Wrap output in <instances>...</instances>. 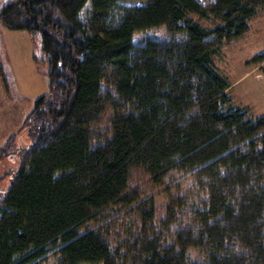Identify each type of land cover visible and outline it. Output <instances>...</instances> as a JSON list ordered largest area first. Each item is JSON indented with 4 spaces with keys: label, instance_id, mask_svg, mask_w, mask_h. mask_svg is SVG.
Returning a JSON list of instances; mask_svg holds the SVG:
<instances>
[{
    "label": "trees",
    "instance_id": "trees-1",
    "mask_svg": "<svg viewBox=\"0 0 264 264\" xmlns=\"http://www.w3.org/2000/svg\"><path fill=\"white\" fill-rule=\"evenodd\" d=\"M124 1L0 8L49 75L1 145L18 165L0 195V264H264V116L231 103L214 63L264 0ZM162 26L172 37L134 42Z\"/></svg>",
    "mask_w": 264,
    "mask_h": 264
},
{
    "label": "rangeland",
    "instance_id": "rangeland-1",
    "mask_svg": "<svg viewBox=\"0 0 264 264\" xmlns=\"http://www.w3.org/2000/svg\"><path fill=\"white\" fill-rule=\"evenodd\" d=\"M4 1L0 0V8ZM136 2L134 0L124 1L126 4H135ZM194 17L205 25H212L210 20ZM0 36L3 37L7 46L3 50L0 49V54H8V62H6L9 67L7 68L6 64L4 70L11 83L10 97L5 93H0L1 153V145L6 137L18 131L21 126L23 111L26 107L28 108L26 112L30 111L34 100L48 92L49 75L48 62L45 59H40L44 56L33 44L28 32L7 29L0 22ZM147 37L164 40L172 36L169 30L162 26L137 31L133 35V40L135 43H141ZM34 54L39 57V61L35 60ZM262 54H264V13L250 20L249 30L243 37L226 43L222 50L214 56L217 70L227 78L230 84L228 94L232 99L231 103L236 107L246 109L254 117L264 116V62L252 63L256 57ZM13 97L18 98L19 101L15 102L22 106L14 105L10 100ZM23 139L26 144V137L23 136ZM6 151V156L1 157L2 154H0V189L2 190L0 195L5 194L9 189L13 172L18 165V155L15 154L17 150L7 148ZM7 171L10 173L4 177ZM167 204L168 201L164 195L157 197L156 205L159 216L162 215ZM46 264H59L58 256L51 255Z\"/></svg>",
    "mask_w": 264,
    "mask_h": 264
},
{
    "label": "crops",
    "instance_id": "crops-1",
    "mask_svg": "<svg viewBox=\"0 0 264 264\" xmlns=\"http://www.w3.org/2000/svg\"><path fill=\"white\" fill-rule=\"evenodd\" d=\"M2 38V41H1V39H0V42H3L4 43V45H5V47H7L6 46V43H5V41H4V39H3V37H1ZM0 49L1 50H3L2 49V46L0 45ZM3 54V53H2ZM4 56L6 57V61L8 60L7 59V56H8V54L7 53H4ZM8 62V61H7ZM7 62H5V65H6V67L8 68L9 66H8V63ZM4 68H5V66H4ZM7 74V73H6ZM8 76V75H7ZM8 81H9V76H8ZM9 83H10V81H9ZM10 86H11V83H10ZM0 93H5V94H7V92H6V87H5V84H4V82H3V78H2V76H1V74H0ZM8 95V94H7ZM9 96V95H8ZM10 97V96H9ZM18 98H10V100H12V103L14 104V105H16V106H19V105H21V104H19V103H16L15 101H19V100H17ZM22 106V105H21ZM28 110V108L26 107V109H25V111H23V118H22V120H21V122L23 121V119H24V117H25V115L27 114V111ZM0 139H2V137H0Z\"/></svg>",
    "mask_w": 264,
    "mask_h": 264
}]
</instances>
